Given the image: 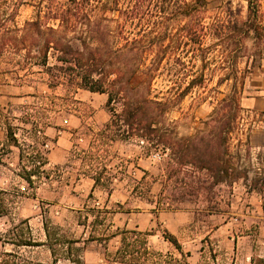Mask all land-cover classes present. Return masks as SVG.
Masks as SVG:
<instances>
[{"label":"rangeland","instance_id":"rangeland-1","mask_svg":"<svg viewBox=\"0 0 264 264\" xmlns=\"http://www.w3.org/2000/svg\"><path fill=\"white\" fill-rule=\"evenodd\" d=\"M228 1L233 8L241 7V16H245L246 0H207L208 10L202 14L205 25ZM259 4L263 9L264 0ZM33 10L27 3L21 5L16 15L18 25L31 17ZM189 21V17L178 16L170 32L182 39L181 29ZM184 42L186 38L176 55L184 64L172 63L173 77L181 80L189 79L200 65L196 62L191 67L184 52L188 45ZM210 43L207 36L205 45ZM252 43L251 39L245 41L248 48ZM260 61L258 67L242 59L232 67L216 52L210 53L203 72L207 79L204 86L193 89L169 112L168 117L179 134L190 135L201 126L200 121L207 118L217 101L231 91V82L217 85L218 79L229 75L244 81V87L237 89L239 124L234 131L232 150L239 165L250 167L249 181L245 184L238 180L231 186L216 184L199 196L184 197L181 193L186 186L178 180L166 185L160 194L164 183L159 154L146 155L137 142L98 140L96 133L109 119L104 107L105 94L78 90L65 95L62 87L47 89L46 76L41 73L19 78L11 73L0 76V213L6 216L0 220V264H54L45 246H13L8 242L10 238L38 241L37 227L33 224L31 230L28 222L35 212H40L43 221L55 230L56 239L63 241L64 235L78 233L75 222L82 221L83 215L87 214L91 221L102 222L99 229L103 230L105 226L109 228L111 218L106 211L115 213L120 209L131 213V225L141 224L142 231L155 235L167 230L158 221L149 229L151 217L165 211H188L191 221L181 227L179 235H206L202 264H250L252 256H263L264 194L249 188L257 169L264 170V59ZM170 85L165 78L155 83L160 96L167 95ZM9 126L18 146L7 135ZM246 133L249 151L244 144ZM59 136L60 142L56 145ZM239 139L243 144L238 143ZM91 147L94 148L89 152ZM99 172L105 188L99 187L103 192L98 195L103 204L106 193H113L110 209L97 207L93 201L96 196L90 193L79 212L78 180L88 176L87 173ZM28 173L33 175L25 180L23 177ZM118 200L125 203L117 204ZM8 231L13 234L8 235ZM223 237L225 242L221 240ZM128 239L139 247L138 236H128ZM63 246L56 247V254L64 252ZM188 261L184 253L177 254L171 245L167 251L152 250L145 262L189 264ZM56 264L71 263L60 260Z\"/></svg>","mask_w":264,"mask_h":264},{"label":"trees","instance_id":"trees-1","mask_svg":"<svg viewBox=\"0 0 264 264\" xmlns=\"http://www.w3.org/2000/svg\"><path fill=\"white\" fill-rule=\"evenodd\" d=\"M259 1L246 0L244 17L241 7L233 8L228 1L205 25L202 14L208 10L207 0H0V76L11 73L19 78L41 73L46 76L47 89L62 87L65 95L78 90L105 94L109 119L96 133L98 140L137 142L146 155L159 154L164 183L160 194L173 180L186 186L182 197L199 196L216 184L231 186L238 180L246 184L250 167L239 165L232 150L239 124L237 89L244 87L243 80L229 75L218 79L217 85L231 82V91L217 101L190 135H180L168 114L193 89L204 86L207 79L203 72L210 53L216 52L232 67L242 59L246 64L261 66L264 8ZM25 3L34 10L18 25L17 10ZM178 16L190 19L181 29L187 39V60L191 67L200 62L195 73L182 80L172 74L173 62L184 64L176 58L183 38L170 32ZM207 36L209 45H205ZM247 39L253 42L250 48L245 44ZM159 78L171 83L167 95L160 96L155 87ZM7 135L18 146L10 126ZM244 144L249 151L247 133ZM32 175L23 178L29 180ZM87 175L95 186L105 188L102 172ZM249 188L264 194L263 168L257 169ZM45 231L54 264L59 259L84 264L79 249L74 247L76 240L56 239L55 230L46 223ZM117 233L123 235L125 243L118 261L146 264L151 254L146 239L150 233L123 229L112 235ZM162 235L183 255L172 233L164 231ZM128 236H138L139 247L126 242ZM14 243L41 244L25 239ZM65 243L66 253L56 254L54 244ZM250 264H264V255L252 256Z\"/></svg>","mask_w":264,"mask_h":264},{"label":"crops","instance_id":"crops-1","mask_svg":"<svg viewBox=\"0 0 264 264\" xmlns=\"http://www.w3.org/2000/svg\"><path fill=\"white\" fill-rule=\"evenodd\" d=\"M47 135L49 133H46ZM60 142V136L57 138L55 144L58 145ZM2 143L0 142V146ZM16 148L15 146H11ZM56 150H59V148L56 147ZM55 162V161H54ZM59 162V161H58ZM77 189L79 190V197H77L78 201L77 204L79 205L78 211L80 212L84 204H86V197L92 193L95 195V199L93 200L98 206H104L105 209H110L109 204L112 203L113 200V193L108 195L106 192L105 195V201L102 204L101 197L98 194H101L103 192V189L99 188L98 186L94 185L93 179H91L88 176H81V178L78 180L77 183ZM109 198V200H108ZM117 204L123 205L125 202L124 200H118L116 201ZM102 204V205H101ZM120 207V206H119ZM55 213H59L57 210ZM107 215H111L110 218V224L109 228L105 226V228L99 229L100 226L103 225L102 222L97 221V219L94 221H91L90 217L86 215L82 216V221H76L75 226L77 227L78 233L76 235H64V240L67 239H73L76 240L75 246L79 249V255H81V258L84 261V264H128L124 262L118 261V255L121 254L123 246H125V243L123 244L122 238L123 235L116 234L112 235L113 232H120L123 229H136L139 231H142L141 224L134 223L133 225L130 224L131 218L129 215H131L130 212H127L124 209H120L117 212H110L106 211ZM143 213V212H141ZM140 214V213H137ZM116 215V217H115ZM85 216L87 218L85 219ZM153 216V215H152ZM6 217L0 213V220ZM116 218V220H115ZM157 221L163 225L166 230L173 234V236L176 238L178 243L181 245L184 255L189 260V264H202L201 257L205 254V247H204V241L206 235H179L181 232V227H184L187 223L191 221V215L188 211H165V212H159L156 216H153L149 219V229L153 226V223H157ZM8 222L10 220L8 219ZM29 224H31L29 227L32 230L33 224L35 227H37L38 235H40L38 242L41 243L36 246H45L48 251L51 253V250L49 246L46 244L47 242V236L45 231V223L43 221L42 215L40 212H35L31 218L28 219ZM104 222V220H103ZM47 224V223H46ZM145 228V227H144ZM116 229V230H115ZM115 230V231H114ZM8 235H12V231H8ZM58 235H55V237ZM209 237V236H208ZM239 238V237H238ZM147 239V247L150 251H167L171 248V243L166 241L162 235H155L150 234L146 236ZM226 237L221 238L223 242ZM234 240V237H232ZM126 240H129L128 237ZM16 241V240H14ZM14 241L10 238L8 239L9 244L15 246L16 244ZM129 242V241H126ZM54 247L60 246L59 244H54ZM17 246V245H16ZM64 252L59 255H63L66 253L67 250V243L64 244ZM176 250V249H175ZM120 252V253H119ZM177 254L180 255V252L176 250ZM52 255V254H51ZM63 260L66 262H69L66 259H59L58 261ZM57 261V262H58ZM56 262V263H57Z\"/></svg>","mask_w":264,"mask_h":264},{"label":"built area","instance_id":"built-area-1","mask_svg":"<svg viewBox=\"0 0 264 264\" xmlns=\"http://www.w3.org/2000/svg\"><path fill=\"white\" fill-rule=\"evenodd\" d=\"M44 146H45V147H47V146H48V144L46 143Z\"/></svg>","mask_w":264,"mask_h":264}]
</instances>
